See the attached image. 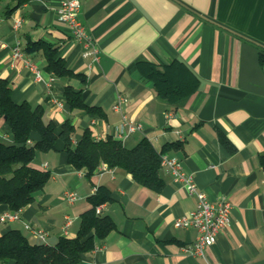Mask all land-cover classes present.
Returning <instances> with one entry per match:
<instances>
[{
    "label": "crops",
    "instance_id": "1",
    "mask_svg": "<svg viewBox=\"0 0 264 264\" xmlns=\"http://www.w3.org/2000/svg\"><path fill=\"white\" fill-rule=\"evenodd\" d=\"M80 1L79 19L98 48L97 62L86 55L85 42L59 22L61 0H29L12 14L13 0H0V79L11 83L13 100L43 106L47 122L60 126L72 120L74 140L90 128L97 139L112 135L129 148L148 139L161 153L166 145L180 143L162 154L180 159L211 201L228 198L230 223L205 256L186 253L184 247L197 233L175 222L196 208L197 198L172 174L161 167L160 192L119 168L89 178L68 162L58 143L56 149L36 153L32 165L50 171L51 177L17 220L0 221V234L19 229L32 244L49 245L75 237L81 216L91 208L89 197L105 186L112 200L102 206L101 215L110 216L116 229L83 254L80 264H264V0ZM17 17L24 19L18 32L13 29ZM29 40L50 42L70 69L86 76L84 86L56 76L53 92L63 106L51 100L43 54L24 51L44 81H37L23 58L15 56L17 42L25 50ZM175 60L185 62L201 81L194 95L176 105L161 99L136 66ZM68 85L83 88L85 102L101 114L71 110L64 101ZM119 96L127 99L123 113L141 130L120 128L122 114L113 109ZM0 140L13 142L1 117ZM69 193L76 194L74 202ZM12 213L9 206H0V217Z\"/></svg>",
    "mask_w": 264,
    "mask_h": 264
},
{
    "label": "trees",
    "instance_id": "2",
    "mask_svg": "<svg viewBox=\"0 0 264 264\" xmlns=\"http://www.w3.org/2000/svg\"><path fill=\"white\" fill-rule=\"evenodd\" d=\"M29 0H13L9 9L12 14ZM27 53H42L46 59V70L59 78L77 79L81 85L87 83L86 76L75 73L66 60L46 40L27 42ZM139 74L153 84L157 95L171 103L178 104L194 95L201 81L183 61L175 60L168 65H159L148 61H139ZM11 83L0 79V117L4 119L13 135V142L0 140V206L7 205L13 211H19L31 204L51 177L50 171L32 165L38 151L47 152L63 144L68 162L78 170H85L91 178L102 165L111 169L119 168L132 174L135 181L155 192L164 187L160 175L161 155L169 148L180 147V143L166 145L158 152L148 139L129 148L123 142L109 135L106 139H97L90 128L74 140L75 125L67 119L62 125L46 121L43 106L32 107L27 101L17 103L12 97ZM64 101L71 110L80 109L89 114H101V109L89 106L83 98V88L68 85L64 90ZM34 135L38 139L32 140ZM221 141L227 145L223 135ZM260 165L264 171V153L260 156ZM112 200V192L100 186L89 197L91 208L81 216L80 228L75 237H61L54 245L32 244L19 229H11L0 234V264L11 261L14 264H80L82 256L91 252L97 241L116 229L110 216L97 214L96 208Z\"/></svg>",
    "mask_w": 264,
    "mask_h": 264
},
{
    "label": "built area",
    "instance_id": "3",
    "mask_svg": "<svg viewBox=\"0 0 264 264\" xmlns=\"http://www.w3.org/2000/svg\"><path fill=\"white\" fill-rule=\"evenodd\" d=\"M81 9L80 0H61L60 6L57 10L59 22L67 27L73 37L78 41L85 42V47L88 49L87 56H90L93 61H99V51L93 40L89 37L86 28L79 19V12ZM24 23L22 17L14 19L13 29L18 32ZM15 56L23 58L26 67L34 74L37 81H44L42 71L36 63L25 57V52L22 49L21 43L18 41L14 48ZM56 75L50 72V78L45 81L48 92L53 103L63 106V103L57 99L53 92V85ZM127 103V99L119 96L113 109L122 114V122L120 128L127 129L130 133L142 129L141 124L131 122L126 114L123 113L122 108ZM95 123V122H93ZM161 167L169 174L174 176L176 182L181 183L191 195L197 198L196 208L187 216H184L175 222L176 227L193 229L196 231V239L189 245L184 247V251L195 256H205L206 250L214 245L220 232L229 225L231 220L232 204L226 197H222L216 202L211 201L207 194L201 191L191 174L184 171L180 159L170 154L161 155ZM100 170H111L106 164L102 165ZM71 202L77 198L76 194H67ZM102 206L96 208L97 214H101ZM19 211H14L12 214H4L0 217V221H12L19 218ZM70 223V222H69ZM30 229L29 225H26ZM37 234L44 239V234L38 231Z\"/></svg>",
    "mask_w": 264,
    "mask_h": 264
}]
</instances>
